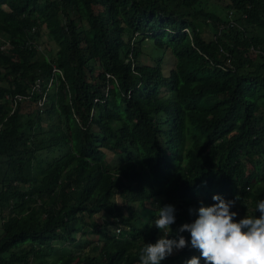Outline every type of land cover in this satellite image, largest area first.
Instances as JSON below:
<instances>
[{"label":"trees","instance_id":"1","mask_svg":"<svg viewBox=\"0 0 264 264\" xmlns=\"http://www.w3.org/2000/svg\"><path fill=\"white\" fill-rule=\"evenodd\" d=\"M214 1L0 0V264H45L54 243L88 228L99 235L89 252L52 264H139L162 235L148 226L159 207L176 209L170 239L213 195L239 196L237 220L255 214L264 0H223L220 14ZM42 29L49 58H37ZM144 39L172 54L166 76L160 56L139 61Z\"/></svg>","mask_w":264,"mask_h":264},{"label":"clouds","instance_id":"2","mask_svg":"<svg viewBox=\"0 0 264 264\" xmlns=\"http://www.w3.org/2000/svg\"><path fill=\"white\" fill-rule=\"evenodd\" d=\"M210 206L196 209L197 218L182 224L171 234L170 226L175 223L173 205L159 207L157 216L148 224L162 233L154 244H145L139 251V264H161L175 250L191 247L199 252L185 261V264H264V199L255 203L254 215H245L237 220L238 213L231 209L239 196L225 200L213 195ZM189 209V213H192ZM258 212V216L256 213ZM188 232L190 240L180 233Z\"/></svg>","mask_w":264,"mask_h":264},{"label":"rangeland","instance_id":"3","mask_svg":"<svg viewBox=\"0 0 264 264\" xmlns=\"http://www.w3.org/2000/svg\"><path fill=\"white\" fill-rule=\"evenodd\" d=\"M225 2L223 0H215L213 3H210L208 10H213L215 13H222L224 12ZM37 47H38V55L37 58H41L42 56H45L47 58L51 57L56 49L55 45L50 42L48 39L45 30L42 29L40 31V35L37 38ZM158 56L162 59V65H161V73L162 75L166 76L168 74V71L170 67L173 64V56L171 53H169L168 49H156L153 47V45L148 41V39H144V42H142V46L140 48V55H139V61L141 63H147L151 64L154 58H157ZM24 110H30L32 107L30 104L25 103L23 105ZM116 201L119 202L120 199L116 198ZM97 223H101L105 220L106 216L103 215V217H100V214H96L92 216ZM136 225H141L142 221H136ZM101 229V228H100ZM1 229H0V235H1ZM75 241L73 243L68 242H62V243H54V253L51 254L50 257L42 258V255H39V253H36L35 255L37 257H41L40 260L42 263L45 264H52V262L60 255L66 252V250L72 252V253H86L89 252L90 249V243L94 242L96 243L98 240L97 234L90 231V229H85V232H78L74 234ZM115 237H120L119 239H126L128 238V234L125 231H122L121 234L115 235ZM175 251V249H174ZM173 251V252H174ZM199 256V252L195 255ZM193 257V256H192ZM191 258V257H190Z\"/></svg>","mask_w":264,"mask_h":264},{"label":"built area","instance_id":"4","mask_svg":"<svg viewBox=\"0 0 264 264\" xmlns=\"http://www.w3.org/2000/svg\"><path fill=\"white\" fill-rule=\"evenodd\" d=\"M184 30L186 31V29H184ZM53 71H56V72L59 73V70H57V69H55V68L53 69ZM105 77H106V78H110L111 76H110L109 74H105ZM37 86H38V85L35 84L34 86H32L31 89L35 90V89L37 88ZM18 98H20V97H19V96H16V95L13 97V99H18ZM24 98H28V97H24ZM13 102H15V100H13ZM41 102H42V98H41L40 100L37 101V104L40 105ZM115 231L118 232V229H116Z\"/></svg>","mask_w":264,"mask_h":264}]
</instances>
